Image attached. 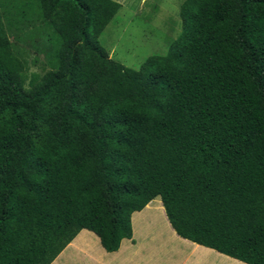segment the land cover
Here are the masks:
<instances>
[{
	"label": "trees",
	"instance_id": "trees-1",
	"mask_svg": "<svg viewBox=\"0 0 264 264\" xmlns=\"http://www.w3.org/2000/svg\"><path fill=\"white\" fill-rule=\"evenodd\" d=\"M7 2L0 264H51L84 228L116 251L158 196L181 237L264 264V0H184L181 33L139 69L99 40L119 1ZM17 31L51 35L43 74Z\"/></svg>",
	"mask_w": 264,
	"mask_h": 264
},
{
	"label": "crops",
	"instance_id": "crops-1",
	"mask_svg": "<svg viewBox=\"0 0 264 264\" xmlns=\"http://www.w3.org/2000/svg\"><path fill=\"white\" fill-rule=\"evenodd\" d=\"M158 197L132 214L133 237L124 238L118 250L107 251L84 228L51 264H249L181 237Z\"/></svg>",
	"mask_w": 264,
	"mask_h": 264
},
{
	"label": "rangeland",
	"instance_id": "rangeland-1",
	"mask_svg": "<svg viewBox=\"0 0 264 264\" xmlns=\"http://www.w3.org/2000/svg\"><path fill=\"white\" fill-rule=\"evenodd\" d=\"M0 1L8 3L7 0ZM117 1L122 7L99 37L111 57L128 67L139 69L149 56L166 54L181 33L180 11L184 0ZM30 34L31 31L29 35L17 31L11 36L29 61V72L43 74L50 67L42 42L50 51L54 43L50 41V34H41L40 37Z\"/></svg>",
	"mask_w": 264,
	"mask_h": 264
}]
</instances>
